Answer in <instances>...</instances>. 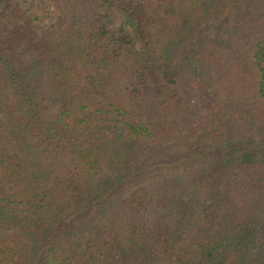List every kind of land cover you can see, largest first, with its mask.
<instances>
[{
    "label": "trees",
    "instance_id": "trees-1",
    "mask_svg": "<svg viewBox=\"0 0 264 264\" xmlns=\"http://www.w3.org/2000/svg\"><path fill=\"white\" fill-rule=\"evenodd\" d=\"M0 264H264V0H0Z\"/></svg>",
    "mask_w": 264,
    "mask_h": 264
}]
</instances>
